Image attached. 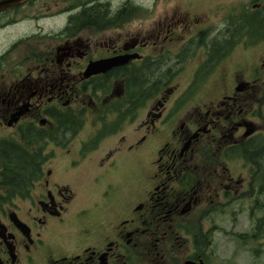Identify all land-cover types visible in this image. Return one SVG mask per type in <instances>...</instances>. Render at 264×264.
Here are the masks:
<instances>
[{
	"label": "flooded vegetation",
	"instance_id": "1",
	"mask_svg": "<svg viewBox=\"0 0 264 264\" xmlns=\"http://www.w3.org/2000/svg\"><path fill=\"white\" fill-rule=\"evenodd\" d=\"M158 1L0 12V264L263 258L264 0Z\"/></svg>",
	"mask_w": 264,
	"mask_h": 264
},
{
	"label": "rangeland",
	"instance_id": "2",
	"mask_svg": "<svg viewBox=\"0 0 264 264\" xmlns=\"http://www.w3.org/2000/svg\"><path fill=\"white\" fill-rule=\"evenodd\" d=\"M124 0H113L114 5L116 6L118 3L123 2ZM134 2L139 3L142 8V11L139 13L143 15L142 17L139 16L140 20H147L150 15V9H153L157 0H133ZM232 0H159L157 8L160 9L162 7H185V8H190L195 12H202V11H211L215 8L225 6V4ZM262 50V49H259ZM246 216V214H245ZM246 227L243 226H238L234 229L235 233V239L234 241H229L227 239L226 242L229 243V251L227 252L226 257L231 256V259H227L228 262H220V264H264V256L261 259H258L253 256L251 252V248L249 247L250 250H248V246L243 247L241 245V241L238 240V235L242 231H244ZM247 230V229H246ZM222 237V235H220ZM225 243V242H223ZM250 244H253L250 242Z\"/></svg>",
	"mask_w": 264,
	"mask_h": 264
},
{
	"label": "water",
	"instance_id": "3",
	"mask_svg": "<svg viewBox=\"0 0 264 264\" xmlns=\"http://www.w3.org/2000/svg\"><path fill=\"white\" fill-rule=\"evenodd\" d=\"M24 0H1L0 1V12L6 10L7 8L14 6L23 2ZM89 70L91 72L99 71V63H95L90 66Z\"/></svg>",
	"mask_w": 264,
	"mask_h": 264
},
{
	"label": "trees",
	"instance_id": "4",
	"mask_svg": "<svg viewBox=\"0 0 264 264\" xmlns=\"http://www.w3.org/2000/svg\"><path fill=\"white\" fill-rule=\"evenodd\" d=\"M100 12V11H99Z\"/></svg>",
	"mask_w": 264,
	"mask_h": 264
}]
</instances>
